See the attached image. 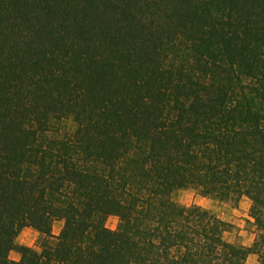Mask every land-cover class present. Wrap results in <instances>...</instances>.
Masks as SVG:
<instances>
[{
    "label": "trees",
    "instance_id": "16d2710c",
    "mask_svg": "<svg viewBox=\"0 0 264 264\" xmlns=\"http://www.w3.org/2000/svg\"><path fill=\"white\" fill-rule=\"evenodd\" d=\"M182 189L247 199L252 246ZM250 254L264 264V0H0V264Z\"/></svg>",
    "mask_w": 264,
    "mask_h": 264
},
{
    "label": "rangeland",
    "instance_id": "374dc122",
    "mask_svg": "<svg viewBox=\"0 0 264 264\" xmlns=\"http://www.w3.org/2000/svg\"><path fill=\"white\" fill-rule=\"evenodd\" d=\"M67 125L69 126V123ZM173 200L186 207L191 205L200 206L224 221L228 227L223 234V238L228 243L234 240L246 242L248 239L246 235L249 234H254L256 236L257 232L255 226L253 225L252 219L249 217L250 206L248 208V205L245 204V201L243 200H241L238 205H234L230 202H220L213 198L203 197L193 189H182L176 191L173 194ZM116 224V217H109L106 221V225L110 229H114ZM61 228L62 221H55L52 226V233L57 235ZM31 233H36L33 234L35 237H33ZM38 239L39 234L36 231L30 228H24L17 238V243L23 246L33 247L37 243ZM10 258L12 260H18L19 254L17 252H11Z\"/></svg>",
    "mask_w": 264,
    "mask_h": 264
},
{
    "label": "crops",
    "instance_id": "0c3cea01",
    "mask_svg": "<svg viewBox=\"0 0 264 264\" xmlns=\"http://www.w3.org/2000/svg\"><path fill=\"white\" fill-rule=\"evenodd\" d=\"M242 200L245 201V204H247L248 205V208H249L250 205H249L248 200L245 199V198L242 199ZM33 234H36V233H31V235H33ZM246 236L248 238L246 240V242H243V241L242 242H239V240H234V241H230L229 243L236 244V245H241V246L250 248L252 246L253 242H254L255 235L254 234L253 235L249 234V235H246ZM33 237H35V235H33ZM244 264H260V262L258 260V257L255 254H250L247 257V259H246V261H245Z\"/></svg>",
    "mask_w": 264,
    "mask_h": 264
}]
</instances>
